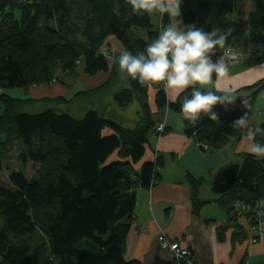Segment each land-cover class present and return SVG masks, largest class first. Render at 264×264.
<instances>
[{
	"label": "trees",
	"instance_id": "obj_1",
	"mask_svg": "<svg viewBox=\"0 0 264 264\" xmlns=\"http://www.w3.org/2000/svg\"><path fill=\"white\" fill-rule=\"evenodd\" d=\"M245 2L253 4L247 17L232 19ZM181 10L185 23L227 33L224 47L246 34L255 44L264 42V0H184ZM169 22L166 14H159L156 22L151 14H132L126 0H0V88L48 83L56 79L57 70L71 72L78 62L88 75L106 71L110 62L99 49L107 37L115 36L124 48L136 52ZM135 30L146 38L137 37ZM224 47L214 50V59ZM127 79L141 105L132 128L93 109L79 116L54 107L35 109L31 98L0 93V170L15 144L18 162L35 165L31 177L18 169L6 181L0 180V264H144L126 259L125 252L136 189L158 182L157 169L163 166L159 157L134 167L156 122L148 103L151 83H157L158 111L168 106L179 113L187 135L219 148L229 137L248 134L234 121L210 119L203 113L194 125L184 121L179 105L191 88L167 102L161 81L141 84L131 76ZM263 89L261 79L237 92L248 96L250 110L251 98ZM104 128L112 133L104 135ZM255 140L264 143V136ZM114 151L119 159L105 163ZM185 179L191 187L192 211L198 213L210 200L199 196L201 179L190 175ZM228 196L246 201L264 198V158L244 155ZM218 200L228 215L230 200ZM228 219L244 234L229 215ZM149 264H171V260L155 258Z\"/></svg>",
	"mask_w": 264,
	"mask_h": 264
},
{
	"label": "crops",
	"instance_id": "obj_2",
	"mask_svg": "<svg viewBox=\"0 0 264 264\" xmlns=\"http://www.w3.org/2000/svg\"><path fill=\"white\" fill-rule=\"evenodd\" d=\"M252 9L253 4L245 2L231 18H246ZM139 37L146 38L142 31ZM102 47L111 49V54L106 56L110 62L106 71L88 75L78 62L71 72L57 70L53 82L33 85L28 89L0 88V93L6 92L18 99L31 98L35 109H59L61 104L64 111L76 116L93 109L126 128H132L141 115V105L130 89L127 74L120 73L113 52V49L119 50L124 46L115 36L110 35ZM233 47L241 51L243 56L238 61L227 62L229 70L222 78L217 79L214 74L213 84H197L196 87H201L202 90L232 89L233 94H241L237 91L264 79V42L255 44L246 34L237 36ZM156 88L157 83L150 84L148 103L156 119L155 124L164 122L165 130L159 138L153 137L149 132L143 157L134 167L137 169L143 161H155L159 157L163 159V166L157 169L160 174L158 182L150 188L136 189V204L126 238L125 258L144 264H149L155 258L170 261L169 251L158 240L160 234H165L190 247L196 264H261L264 261V243H248L244 234L228 219L226 205L218 200L222 198L225 201L229 191L220 192L218 188H212V181L223 168L231 165H238L239 168L244 155L251 154L247 150L252 142L248 139V134L229 137L221 147L203 151L186 134L179 113L168 106L158 111L154 102ZM186 89L177 94L175 89L165 87L167 102L175 101ZM118 90L120 91L115 93ZM82 91L89 92L79 93ZM113 93L118 105L110 108L108 94ZM55 97H60V101H46ZM90 97L92 107L86 105L90 102ZM134 101L137 104L133 117L121 115L128 104ZM247 118L253 126L264 121V89L251 98ZM102 133L108 135L112 131L104 128ZM117 159V151H114L107 161ZM187 175L202 180L199 196L210 200L200 207L198 213L192 211L191 187L185 179ZM237 230L240 233L235 234Z\"/></svg>",
	"mask_w": 264,
	"mask_h": 264
},
{
	"label": "clouds",
	"instance_id": "obj_3",
	"mask_svg": "<svg viewBox=\"0 0 264 264\" xmlns=\"http://www.w3.org/2000/svg\"><path fill=\"white\" fill-rule=\"evenodd\" d=\"M184 0H126L134 15H167L170 22L162 24L157 35L143 50L136 52L126 48L113 49L114 61L122 74H127L141 84L161 81L177 94L192 86L189 95L183 97L179 111L184 121L194 125L202 113L210 119H218L213 105L226 110L236 96L232 89H205L195 85H209L215 78H222L228 72L224 57L213 58L216 48H223L227 33L219 29L206 30L196 23H185L181 5ZM230 52V50H228ZM242 103H244L242 101ZM235 126L248 131V151L257 159L264 158V143L255 140L264 136V121L253 126L245 114L234 119Z\"/></svg>",
	"mask_w": 264,
	"mask_h": 264
},
{
	"label": "built area",
	"instance_id": "obj_4",
	"mask_svg": "<svg viewBox=\"0 0 264 264\" xmlns=\"http://www.w3.org/2000/svg\"><path fill=\"white\" fill-rule=\"evenodd\" d=\"M99 52L104 56H109L111 49L101 47ZM219 57H224L225 62H232L238 61L241 58V54L233 46H226ZM54 80L52 78L50 82ZM161 85L164 88L166 87L163 82H161ZM164 130V122H158L152 128L151 135L159 138L164 133ZM190 137L194 140L196 146L203 151H208L212 148L208 143L198 140L194 134L190 135ZM228 215L244 232L248 243H264V198H256L250 201L238 198L232 199L228 203ZM158 240L161 246L169 251L171 264H196L190 247L181 244L176 239L168 238L165 234H160ZM261 264H264V261Z\"/></svg>",
	"mask_w": 264,
	"mask_h": 264
},
{
	"label": "water",
	"instance_id": "obj_5",
	"mask_svg": "<svg viewBox=\"0 0 264 264\" xmlns=\"http://www.w3.org/2000/svg\"><path fill=\"white\" fill-rule=\"evenodd\" d=\"M189 94L190 93L186 95ZM233 95L236 96V99L231 105L228 106L227 110L219 104L213 105V111L216 112L218 119L226 122H231L243 114H245L247 117V114L249 112L248 96L245 94H233ZM183 97L181 99V102L183 100ZM242 101L244 103H242ZM238 169H239L238 165H231L227 168H223L212 181L213 184L212 188H218L220 192L230 191V189L234 186Z\"/></svg>",
	"mask_w": 264,
	"mask_h": 264
},
{
	"label": "rangeland",
	"instance_id": "obj_6",
	"mask_svg": "<svg viewBox=\"0 0 264 264\" xmlns=\"http://www.w3.org/2000/svg\"><path fill=\"white\" fill-rule=\"evenodd\" d=\"M15 15L17 16L18 15V11L15 12ZM151 17H152V20L154 22L158 21V17H159V13L158 12H153L151 13ZM141 31L139 30H135V33H136V36L139 37V34H140ZM236 50V49H235ZM239 51V50H237ZM240 54H241V57L243 56L242 52L239 51ZM231 62V61H229ZM227 63V62H226ZM62 75V73L60 74V76ZM120 90H118L117 92L115 93H118ZM115 93L113 94H108V98L110 99L111 103L109 104L110 108H113V107H116L118 105V102L117 100L115 99ZM106 98V97H105ZM86 100V98L84 99ZM88 101H90L89 103H86V105L88 106H91L92 105L90 104L92 99L91 97L88 99ZM105 105V103H103ZM111 104H113L111 106ZM136 104L137 102L134 101V102H131L128 104V106L126 107L125 111L123 113H121V115L123 116H127L129 118L133 117V111L135 110L136 108ZM102 105V106H104ZM42 108V107H40ZM59 109L60 110H64L61 106V104H59ZM125 121V120H124ZM125 123H128L125 121ZM125 125H129V124H125ZM194 141V140H193ZM196 145V144H195ZM19 148V145L15 144L13 149L9 152V155L6 159H4L2 161V168L0 170V180L1 181H6L7 180V177L9 175V173L13 170H18V169H23L24 170V174L27 176V177H31L34 173V169H35V165L31 162H27L25 163L24 165L21 164V162H18L17 158H16V154H17V150ZM108 162L107 160L105 161V163ZM225 200H230L229 199V196L225 199ZM227 202V201H226ZM230 202V201H229ZM227 202V203H229ZM253 262V261H252Z\"/></svg>",
	"mask_w": 264,
	"mask_h": 264
}]
</instances>
